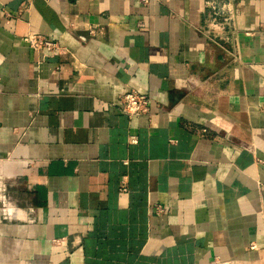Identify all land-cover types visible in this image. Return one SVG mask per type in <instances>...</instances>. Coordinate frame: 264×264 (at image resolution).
<instances>
[{"label":"crops","instance_id":"1","mask_svg":"<svg viewBox=\"0 0 264 264\" xmlns=\"http://www.w3.org/2000/svg\"><path fill=\"white\" fill-rule=\"evenodd\" d=\"M207 1L0 0V264H264V0Z\"/></svg>","mask_w":264,"mask_h":264},{"label":"built area","instance_id":"2","mask_svg":"<svg viewBox=\"0 0 264 264\" xmlns=\"http://www.w3.org/2000/svg\"><path fill=\"white\" fill-rule=\"evenodd\" d=\"M143 1L145 3L148 2V0ZM206 10L208 14V27L216 33L223 31L233 19L234 13L231 4L226 0H208L206 3ZM24 40L32 49L40 53L43 57L54 55L61 49L57 42L42 34L30 33L24 37ZM120 103L122 111L134 117L148 112L150 99L147 93L129 90L121 95ZM136 141L134 137L131 139L133 143ZM121 190L126 191L124 181ZM157 210L158 212L163 211L159 206Z\"/></svg>","mask_w":264,"mask_h":264}]
</instances>
